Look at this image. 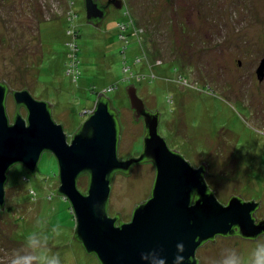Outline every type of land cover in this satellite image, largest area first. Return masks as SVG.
I'll list each match as a JSON object with an SVG mask.
<instances>
[{
  "label": "rangeland",
  "instance_id": "rangeland-1",
  "mask_svg": "<svg viewBox=\"0 0 264 264\" xmlns=\"http://www.w3.org/2000/svg\"><path fill=\"white\" fill-rule=\"evenodd\" d=\"M121 1L124 7L111 5L103 24L94 26L83 0H0V81L48 100L67 141L98 95L113 98L123 125L120 159L141 149L143 123L132 115L125 90L132 84L160 111L159 131L168 145L192 164L206 161L205 179L218 200L241 192L243 199L259 200L255 214L263 218L264 78L259 81L255 70L264 55V0H207L201 15L195 3L193 14L187 12L188 0ZM69 8L77 16L70 19ZM130 16L136 26L118 25ZM189 29L203 40L196 57L185 46ZM5 107L12 120L11 92ZM20 113L24 118L23 108ZM154 176L152 163L116 174L107 214L120 212L128 222ZM87 183L86 174L77 178L80 191ZM5 186L0 264H100L71 238L74 216L55 193L52 153L42 152L33 174L12 165ZM196 254L199 264H264V241L220 237Z\"/></svg>",
  "mask_w": 264,
  "mask_h": 264
},
{
  "label": "water",
  "instance_id": "water-1",
  "mask_svg": "<svg viewBox=\"0 0 264 264\" xmlns=\"http://www.w3.org/2000/svg\"><path fill=\"white\" fill-rule=\"evenodd\" d=\"M83 1L86 20L93 22L104 16L96 0ZM108 1L116 8L121 7V0ZM109 13L110 7L100 25ZM255 73L259 81L264 78V55ZM0 82L7 84L9 92L13 90L14 103L21 104L26 111L24 118L18 113L9 122L6 85L0 83V206L4 204L10 167L19 163L33 174L42 152L52 153L59 180L55 193L69 202L74 215L73 233L87 254L93 253L100 264H199L197 248L215 235L237 231L243 237L252 238L264 233V220L256 223L254 217L259 200L243 201L241 192H231L229 196H237L228 199L226 204L219 201L205 179L206 161L196 168L177 148L172 149L179 153L171 150L166 137L157 132L156 115H149L141 155L120 159L116 118L99 99L102 94L68 142L62 125L51 116L52 104L48 100L36 99L27 90L13 89L8 81ZM127 87L126 94L133 107H143L145 103L136 88L132 86L127 92ZM108 98L120 122L118 108L113 98ZM145 107L149 108L146 104ZM155 111L161 116L158 108ZM119 124L122 132L123 125ZM144 158L155 167L147 199L133 208L128 222L123 221L120 212L110 217L106 212L113 182L110 174L116 170L128 171L133 163ZM83 172L88 173L84 193L76 185ZM193 192L196 199L191 197Z\"/></svg>",
  "mask_w": 264,
  "mask_h": 264
},
{
  "label": "flooded vegetation",
  "instance_id": "flooded-vegetation-1",
  "mask_svg": "<svg viewBox=\"0 0 264 264\" xmlns=\"http://www.w3.org/2000/svg\"><path fill=\"white\" fill-rule=\"evenodd\" d=\"M102 1V0H101ZM103 3H107L108 4V7H110L112 4H110L109 3V1L108 0H106V1H103ZM192 3H195V9L194 10H196V12H197V14H200L201 15V13H202V11H203V9H206L207 8V0H188V2H187V12L189 13V14H191L193 11H192V8H193V6H192ZM121 4H122V2H121ZM104 11H105V7H104V5H102V4H98ZM123 5V4H122ZM113 6V5H112ZM121 6V5H120ZM124 6V5H123ZM193 14V13H192ZM98 19H94V21L93 22H96ZM199 26H203V23H200V25ZM39 29V28H38ZM201 29V28H200ZM189 31V33H190V37L189 38H186V44H185V46H187L188 48H192L193 47V49L190 51L191 53H193L194 54V56L196 57L197 56V54L196 53H198V52H202L201 50H203L202 49V42H203V40L202 39H199L198 38V34H197V32H196V30H193L196 34H194V36H192V29L190 30H188ZM194 48H197L198 50H195ZM193 56V55H192ZM133 86V85H132ZM132 86H129V87H127V92L128 91H131L132 90ZM13 91V90H12ZM11 91V92H12ZM9 92V91H8ZM8 92H6V96H7V94H8ZM127 97H128V95H127ZM6 99V98H5ZM128 100V104H129V106L131 107V111H132V115L134 116V118L135 119H137V120H141L142 121V123H143V129H142V137H141V139H142V141H141V149H140V151H139V153H138V155L137 156H135V157H139L140 155H141V153H142V150H143V144H144V139L146 138V135H147V126L149 125V123H150V119H151V116H153V115H156V117L158 118V123H157V132H158V134L161 136V137H163L164 138V135H162V133L159 131V124H160V122H159V120H160V114H159V112L158 111H155V110H151V109H149V108H147V107H145V104H143V107H139V108H134L133 107V103L129 100V98L127 99ZM144 103V102H143ZM15 108H16V104H15ZM24 109L25 110V108L24 107H20L19 108V110H21V109ZM92 111V110H91ZM7 113V112H6ZM25 113H26V111H25ZM8 115V114H7ZM149 115H151V116H149ZM87 117H88V114H87ZM87 117H85V119L87 118ZM116 117H117V120H118V125H119V128H120V130H121V127H120V122H119V119H118V115H116ZM8 120H9V122L10 123H12V120L9 118V116H8ZM80 128V126L77 128V129H75V131L73 132V134L76 132V131H78V129ZM119 130V135H118V141H117V145L119 144V138H120V134H121V131ZM72 134V135H73ZM72 135L69 137V140H68V142H70V140H71V138H72ZM67 139H68V137H67ZM165 140V139H164ZM171 150H174V149H172V148H170ZM174 151H176V152H178L177 150H174ZM179 153V152H178ZM127 159V158H126ZM138 163H152V161H145V159H143V160H141V161H139V162H136V163H133L132 165H134V164H138ZM153 164V163H152ZM131 165V166H132ZM131 166H130V168H131ZM201 165H197L196 166V168L197 167H200ZM153 167H154V164H153ZM130 168L128 169V171H119V170H116V171H114L113 173H112V179H111V181L113 180V178H114V176L116 175V174H118V173H121V174H128L129 173V171H130ZM155 168V167H154ZM84 174H86L87 176H88V174L86 173V172H83V173H81L79 176H82V175H84ZM78 176V177H79ZM155 177V176H154ZM154 180V179H153ZM88 184V183H87ZM87 188V187H86ZM211 190V189H210ZM233 196H237V195H231V196H229L228 198H227V200H225L224 202H222L223 204H226L227 203V201H228V199H230L231 197H233ZM192 197H193V199H196V194H194V192H193V194H192ZM239 197H241V196H239ZM241 199L243 200V201H254V200H251V199H243L242 197H241ZM5 202H6V192H5V194H4V204L2 205V206H0V210H2L3 208H4V206H5ZM256 211H257V209H256ZM256 211L254 212V217H255V222L256 223H258L260 220H264V217L263 218H258L257 216H256ZM131 214H132V212H131ZM117 224H119V223H121V222H119V221H117L116 222ZM220 237H235V238H239V239H243V240H259V239H261L262 241H264V233H260L259 235H257V236H255V237H252V238H249V237H243L241 234H239L237 231H235L234 233H232V234H226V235H215L212 239H209V240H207V241H205L203 244H206V243H208L209 241H215L217 238H220Z\"/></svg>",
  "mask_w": 264,
  "mask_h": 264
},
{
  "label": "trees",
  "instance_id": "trees-1",
  "mask_svg": "<svg viewBox=\"0 0 264 264\" xmlns=\"http://www.w3.org/2000/svg\"><path fill=\"white\" fill-rule=\"evenodd\" d=\"M62 2V1H61ZM96 2L98 3V4H102V5H104V7H105V11H104V16L102 17V18H99L96 22H90V21H88L87 20V23H89V24H91V25H100V23H101V21H102V19L106 16V14H107V12H108V4L107 3H103V1H101V0H96ZM123 2V1H122ZM83 3H84V1H83ZM124 5H125V3H124ZM60 7H61V5H60ZM69 7V6H68ZM124 7V6H123ZM69 10V9H68ZM67 10V11H68ZM77 14V13H76ZM130 18H131V24H130V26H136L135 25V22H134V20H133V18L130 16ZM94 21V20H93ZM0 83H2V84H4V85H6V92H8L9 91V87L7 86V84H5L4 82H0ZM99 99H101V100H103L108 106H109V108H110V110H111V112H113L114 113V115H115V118H116V122H117V137H118V135H119V130H120V128H119V125H118V120H117V117H116V115H117V112L115 111V109H114V107L112 106V103H111V100L108 98V97H106V96H104V94L103 95H100L99 96ZM20 107H23L21 104H16V110H15V113H14V116H13V118H12V121H13V119H14V117H15V115L16 114H21L20 113V110H19V108ZM49 108H50V106H49ZM8 116V115H7ZM145 159V161H150L149 159H146V158H144ZM88 174V173H87ZM109 179H110V182H111V179H112V173L110 174V177H109ZM84 193V192H83ZM59 194V193H58ZM62 198H64L61 194H59ZM192 197V196H191ZM106 207H107V204H106ZM106 212H107V208H106ZM73 213V212H72ZM74 216V215H73ZM73 239L74 240H76L77 242H79L80 243V245L82 246V244H81V242H80V240L76 237V234H75V232L73 233ZM82 248H83V246H82ZM84 249V248H83ZM84 251H85V249H84ZM86 252V251H85ZM86 253H88V252H86ZM89 254H92V255H94L93 253H89ZM95 256V255H94Z\"/></svg>",
  "mask_w": 264,
  "mask_h": 264
},
{
  "label": "built area",
  "instance_id": "built-area-1",
  "mask_svg": "<svg viewBox=\"0 0 264 264\" xmlns=\"http://www.w3.org/2000/svg\"><path fill=\"white\" fill-rule=\"evenodd\" d=\"M67 12H70L67 16H69V18L71 19L72 18V16L73 17H75V16H77V14L76 13H72L71 11H70V8H69V10L67 11ZM130 24H131V21H127V20H124L123 22H120L118 25L119 26H130ZM136 31V30H135ZM75 60L74 59H72L71 60V65L72 66H75Z\"/></svg>",
  "mask_w": 264,
  "mask_h": 264
},
{
  "label": "crops",
  "instance_id": "crops-1",
  "mask_svg": "<svg viewBox=\"0 0 264 264\" xmlns=\"http://www.w3.org/2000/svg\"><path fill=\"white\" fill-rule=\"evenodd\" d=\"M103 22H104V21H103ZM103 22H102V24H103ZM102 24H101V25H102ZM101 25H100V26H101ZM87 114H88V113H87Z\"/></svg>",
  "mask_w": 264,
  "mask_h": 264
}]
</instances>
